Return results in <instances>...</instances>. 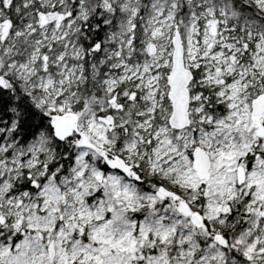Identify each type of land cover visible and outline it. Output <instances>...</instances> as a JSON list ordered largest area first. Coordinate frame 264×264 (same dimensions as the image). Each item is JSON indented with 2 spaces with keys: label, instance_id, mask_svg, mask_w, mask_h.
<instances>
[{
  "label": "snow or ice",
  "instance_id": "6c2138e0",
  "mask_svg": "<svg viewBox=\"0 0 264 264\" xmlns=\"http://www.w3.org/2000/svg\"><path fill=\"white\" fill-rule=\"evenodd\" d=\"M0 264H264V0H0Z\"/></svg>",
  "mask_w": 264,
  "mask_h": 264
}]
</instances>
